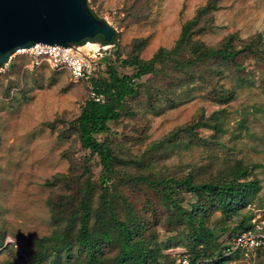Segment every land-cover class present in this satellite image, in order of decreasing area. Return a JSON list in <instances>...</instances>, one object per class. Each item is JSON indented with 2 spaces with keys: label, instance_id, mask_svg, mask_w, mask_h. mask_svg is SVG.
I'll list each match as a JSON object with an SVG mask.
<instances>
[{
  "label": "rangeland",
  "instance_id": "rangeland-1",
  "mask_svg": "<svg viewBox=\"0 0 264 264\" xmlns=\"http://www.w3.org/2000/svg\"><path fill=\"white\" fill-rule=\"evenodd\" d=\"M88 4L117 32L115 43L78 45L102 59L95 78L106 77L110 64L132 75L138 62L164 51L155 70L137 79L121 117L97 134L116 157L107 177L71 124L91 97V84L49 63L34 67L28 55L14 53L0 66V264L44 258L57 264V252L62 264H87L92 254L94 264H139L137 247L151 252L149 264H175L221 249L252 216L251 223L264 226V0ZM189 21L193 28L184 37ZM231 37L232 59L197 60L195 45L221 48ZM240 169H248L245 180L253 186L231 204L234 215L223 213L213 196L176 183L188 174L195 183L227 182ZM61 197L68 205L57 219ZM83 200L92 250L80 241V219L67 220L66 210ZM120 226L135 244L129 259L122 258ZM43 236L59 240L42 248ZM219 264H264V248Z\"/></svg>",
  "mask_w": 264,
  "mask_h": 264
},
{
  "label": "trees",
  "instance_id": "trees-1",
  "mask_svg": "<svg viewBox=\"0 0 264 264\" xmlns=\"http://www.w3.org/2000/svg\"><path fill=\"white\" fill-rule=\"evenodd\" d=\"M192 28L193 23L191 21L187 22L182 32L183 36L188 37L191 34ZM116 37L117 32H115L111 40H105L102 35H98L93 38H85L77 42L76 44L80 45L85 43V41L87 40L95 39L100 40L103 44H110L115 43ZM194 50L199 51V56L197 60L213 56H219L223 59L229 60L237 54V51L233 49L232 37L229 38L221 48H203L198 45H195ZM163 51V49L159 50V52L154 55L150 63L136 62V72L132 75L122 74L116 67H113L111 66L112 64H110L106 77H102L100 79L94 77L92 79V83L96 90L105 96V101L97 102L91 97L88 98L83 104L79 115L71 122L72 126L77 130L80 136V141L83 147L89 150L92 154H96L99 156L103 165L104 177H107L111 173L116 157L114 156L112 150L109 149L110 146L107 144V142H100L98 140L97 134L108 132L110 130L109 123L111 121H117L121 117L125 99L128 96L135 94L137 91V79L141 78L144 74L153 72L155 70L154 63L158 61L159 56L163 53ZM123 62L126 65L134 64L132 60H124ZM214 127L218 126L215 125ZM247 174L248 169H240L236 173V177L233 180L227 182L213 181L200 183H195L193 176L188 174L186 177L182 178L181 180H178L176 183H178V185H180V183L184 184L186 190L189 192L199 193L201 196H203L204 194L213 196L219 204V207L223 213L234 215L231 204L234 201H238V199H240L239 197L245 193V191L249 188L250 184H252L251 186H253V183L248 182L249 180H245ZM165 183L167 182L163 181V184ZM166 199L170 204L172 203L179 206L172 196L166 195ZM67 205L68 202L64 199V197H61L58 203L59 209H53L54 217L59 219L61 215L65 212V210H63V207H66ZM196 210L197 205H194V211ZM66 212L68 213L67 220L69 222H73L75 220L80 219V241H82L83 245L87 246L88 248H90V250H92V236L91 231L88 227L89 209L87 208L86 202L83 200L81 202L80 207L71 208L68 211L66 210ZM190 217L191 219L193 218L192 215ZM245 219L246 218L243 217V221ZM249 220L250 221H248V224L245 226V228L234 234V236L244 230H248L254 227L255 223H251V221L254 220V217L252 216V218ZM119 231V236L121 239L120 242L125 252L122 258L129 259L134 257V255L131 254V251L135 249V244L132 243L131 240V233H129V231L124 226H120ZM105 235L106 237L109 236L108 233H106ZM204 239L205 241H207L208 238ZM57 240H59V238L56 236H43L38 240V245L44 248L47 247L46 244L50 245L51 242H55ZM229 245L230 243L228 242L227 244L223 245L221 249H214V251L212 252L208 250H205L203 252H197L193 256H188V258L191 264H219L227 258L225 254L226 249L227 247H229ZM137 249L139 250V254L137 256V258L139 259V264H149L147 260L148 257H151V252L147 251L144 248L137 247ZM127 250H129V252ZM44 254L45 252L43 250L40 251L38 259L44 257ZM93 258V254L89 256V261L87 264H94L95 261ZM55 260L57 264H62L61 257L58 252L57 254H55ZM37 261L38 263L42 264H52L51 262L46 261L45 258L44 261L43 259ZM153 264L164 263H161L155 259Z\"/></svg>",
  "mask_w": 264,
  "mask_h": 264
},
{
  "label": "water",
  "instance_id": "water-1",
  "mask_svg": "<svg viewBox=\"0 0 264 264\" xmlns=\"http://www.w3.org/2000/svg\"><path fill=\"white\" fill-rule=\"evenodd\" d=\"M115 32L88 0H0V65L37 43L74 46L98 35L111 40Z\"/></svg>",
  "mask_w": 264,
  "mask_h": 264
},
{
  "label": "built area",
  "instance_id": "built-area-1",
  "mask_svg": "<svg viewBox=\"0 0 264 264\" xmlns=\"http://www.w3.org/2000/svg\"><path fill=\"white\" fill-rule=\"evenodd\" d=\"M15 53L28 55L31 65L34 67L49 63L55 68L68 70L76 80H83L91 84V98L97 102L105 101V96L98 92L92 83V79L104 64L96 54L85 52L77 44L62 46L47 43H37L32 47L20 48ZM0 66L4 70V65ZM262 247H264V226L255 223L253 228L244 230L233 237L225 255L248 252ZM175 264H191V262L188 257H182Z\"/></svg>",
  "mask_w": 264,
  "mask_h": 264
}]
</instances>
